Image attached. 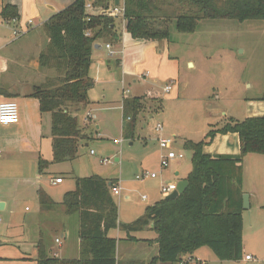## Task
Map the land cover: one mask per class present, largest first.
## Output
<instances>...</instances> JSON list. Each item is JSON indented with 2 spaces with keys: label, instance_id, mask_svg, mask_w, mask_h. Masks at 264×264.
<instances>
[{
  "label": "trees",
  "instance_id": "16d2710c",
  "mask_svg": "<svg viewBox=\"0 0 264 264\" xmlns=\"http://www.w3.org/2000/svg\"><path fill=\"white\" fill-rule=\"evenodd\" d=\"M88 1L75 0L43 26L48 41L38 55V63L49 74L32 88L30 97L38 102L41 113L51 115L52 161L39 159V173L52 163L73 162L78 158L80 144L88 141L89 135L80 127L76 112L90 105L88 91L94 81L89 68L94 46L98 42L119 43L123 20L124 32L133 40L160 45L168 42L172 23L177 33L193 34L201 21L264 22V0H121V19L98 13L108 9V4L113 6V0H91L96 13L85 8ZM0 15L4 21H18L15 6H4ZM162 108L163 100L155 93L123 98V137L134 138L143 111L150 109L153 115ZM218 133L237 134L240 155L210 156L204 153L203 142H185L184 149L191 152L192 170L186 177L188 187L184 193L175 200L162 199L146 207L128 224L118 220L111 192L113 179L75 177V188L63 195L61 205L66 215L78 216L80 259L50 257L39 242L35 263L174 264L203 247L209 248L219 261H241L242 161L249 154L264 156V116L241 122L229 120L208 136L212 139ZM37 200L41 212L54 211L56 203L41 189ZM116 230L124 233L126 240L154 243L157 256L149 262L118 260L116 239L110 236ZM144 231L155 234L154 242L134 236Z\"/></svg>",
  "mask_w": 264,
  "mask_h": 264
},
{
  "label": "rangeland",
  "instance_id": "374dc122",
  "mask_svg": "<svg viewBox=\"0 0 264 264\" xmlns=\"http://www.w3.org/2000/svg\"><path fill=\"white\" fill-rule=\"evenodd\" d=\"M46 41H48L47 37ZM105 63L109 66L107 60ZM147 72L149 74L146 78L138 80L135 85L131 83L127 85L129 92L124 95L117 71L115 83L107 86L96 85L93 88L94 95L92 94L91 99L96 101L100 97L101 102L92 104L89 116L93 122L85 131L89 139L80 144L78 159L71 163L74 166L72 167L73 175L59 171L61 173L59 177L64 180L61 187L71 185L67 191L75 188V177L97 175L123 180L125 187L133 192L129 194L121 192L119 196H114L118 214L121 211L122 217L139 209L144 211L146 207L151 206L150 200L143 202L141 196H146L145 193L149 190H156L159 178L168 175L169 178L179 181L188 176L192 170L191 152L184 149L185 142H203L204 147L223 146L216 141L218 136L225 137L232 133H218L212 139L208 133L220 129L229 120L241 122L248 115L264 114V101L256 100H264V22L201 21L193 34L177 33L175 23H172L169 26L168 42L154 52L150 61L147 60L137 68V74ZM171 81L175 83L172 84L170 91L164 92L163 88ZM149 84H153L154 90L160 94L163 108L153 115L150 109L143 111L140 114L134 138L127 140L121 131L120 102L123 96L142 95ZM84 112L83 110L76 112L80 124ZM143 124L146 125L145 128L142 127ZM158 124L163 127L162 138L174 141L171 149L183 155L182 160L170 162L169 166L163 170L160 169V157L164 152L160 151L155 141L156 136L160 134L155 131ZM85 143H88L87 147H84ZM225 146H232V144L227 141ZM238 146L239 150L236 154L216 156H239L240 141ZM90 151L95 154L91 155ZM246 156L242 161L243 177L244 172L257 176L259 198L261 202H264V157H254L252 162H248L245 160ZM0 157H4L1 147ZM145 158L148 160L144 163ZM102 159H108L110 163L103 165L100 163ZM141 171L158 173L159 177L154 180L136 181L135 176ZM176 172L179 173L177 177ZM42 182L49 183L48 177H45ZM0 187H2L1 184ZM40 187L44 188L43 185ZM61 187H54L52 192L58 195ZM127 194L129 199L125 200ZM157 195L160 194L157 192ZM61 198L57 196L59 200L55 201L59 203L62 201ZM18 200L13 210L22 214L25 208L26 215L31 219L38 210L36 193L32 195L29 188L28 195H23ZM63 210V206L59 203L56 204L53 213L40 215L42 225L39 231L48 244L53 246L52 257L60 258L64 253L66 258L80 259L77 241L63 239L61 227L67 224L70 230H75L76 224L79 223L78 216L65 215ZM6 213L7 210L0 212V225L4 223ZM134 236L153 242L156 238L150 231L140 232ZM55 238L61 241L60 247L54 243ZM242 240L244 253L264 261L263 209L254 207L243 213ZM157 253V245L146 243L137 248L134 256L138 260L146 257L152 260ZM55 254L57 256H53ZM12 263L20 264L19 261H5L0 258V264ZM199 263L245 264L219 261L207 247L195 251L192 255L182 256V261L174 264Z\"/></svg>",
  "mask_w": 264,
  "mask_h": 264
},
{
  "label": "crops",
  "instance_id": "0c3cea01",
  "mask_svg": "<svg viewBox=\"0 0 264 264\" xmlns=\"http://www.w3.org/2000/svg\"><path fill=\"white\" fill-rule=\"evenodd\" d=\"M74 1L75 0H0V12L6 5L16 7L18 10L17 25L19 27H26L27 22L32 21V25L29 27L28 31L24 35L15 38L12 34V26L8 24L7 21H4L0 15V103L14 101L19 111V121L17 124L9 126L0 124V147L3 149L4 153V157H0V184L2 186L0 187V202L4 203V209L2 211L5 212L7 210L5 221L0 225V258L5 261L14 260L16 262L19 261L20 264H36L37 244L39 242L46 248L50 257H52L51 255L53 254V246L48 244L39 229L42 225L40 223V219L42 218L40 215H49L54 211L41 212L38 204V210L30 219V216L26 215L27 210L25 208L22 214H19V211L15 212L13 210V207L19 202L18 198H22L23 195H28L29 188L31 194L34 195L36 193V196L37 191L41 189L52 201L59 204L62 201L59 203L56 202L55 200H59L57 196L58 198H63V195L69 192L67 190L71 188V185L70 187H61L64 184V180L59 177V175L61 174L60 172L73 175L74 166L71 164L73 162L52 163L43 173L38 172L39 159L49 162L52 161L51 115L49 113H41L39 111L38 102L30 97V94L32 88L40 85L49 74L42 70L38 63V55L47 43L46 36L43 34L44 32H41L43 31V26L51 17L67 8ZM87 3L91 4V0ZM110 7L111 5L108 4V8ZM94 12L96 13V11ZM98 13L100 14V11H98ZM95 45L97 47L94 48L89 68V76L94 81L93 88L96 87V85L107 86L115 83L117 71L122 86V93L124 95L125 92H129L127 85L130 83L135 85L138 80H142L148 76V72L145 74H137V68L147 60L150 61L154 52L163 44L160 45L151 41L133 40L124 32L123 22L122 35L119 43L98 42ZM107 45L110 47L109 49H107ZM105 60H107L109 66H106ZM122 81L124 83H122ZM126 82L129 83L127 84ZM174 83L175 81L169 82V84ZM93 88L88 91L90 105L83 110V112L85 111L83 114L81 113V124L78 120L80 127L84 129V131H86L93 122V119L89 116V114H91L92 104L101 102L100 97L96 99V101H93L95 99H91L93 98L92 94L94 95ZM102 91L104 92V90ZM149 93H155L157 97H160L158 91L156 92V90H154L153 84H149L148 88L142 92V95ZM123 98L126 97L123 96L122 100ZM256 100L264 101L262 99ZM119 110L122 117V101L120 102ZM260 116H264V114L258 116L248 115L246 118ZM124 125L125 121L122 117V135ZM145 126L146 125L143 124L142 127L145 128ZM161 133L155 138L156 145H158V139L162 138ZM216 141L223 146H216L215 148L213 146H206L203 149L204 153L210 156L238 153L239 138L237 134H231L225 137L218 136ZM227 141L230 142L232 146H225ZM87 146L88 143H85L84 147ZM258 156L264 157L261 155H248L245 160L252 162L254 157L258 158ZM147 160L148 158H145L144 163ZM178 175L179 173L176 172L175 176L177 177ZM45 177H48L49 183L42 182ZM158 177L159 175L157 178ZM57 178H61L62 182L52 184L53 180ZM102 178L113 179L115 184L121 188V192H127L128 194L133 192V190L125 187L124 181L120 178ZM184 180H186V178L180 179L179 181ZM179 181L169 178L168 175L159 178L156 190H149L145 193L147 200H150L151 206L163 198L159 191L161 185H165L164 183L176 184ZM36 185L37 187H35ZM40 185H43L44 188L40 187ZM58 186L61 188L57 195L52 192V189ZM242 191L243 194H248L249 196V209L259 207L264 210V202H261L259 198V187L255 174L249 175L244 172ZM157 192L160 195H157ZM128 194L125 196V200L129 199ZM246 211L242 210V215ZM142 212L144 211L139 209L130 215L122 217L120 211L118 220L120 223L128 224L137 219L138 216L140 217L143 214ZM76 225L75 230H70L67 224L61 226L62 237L70 241H74L75 239L77 245H79V224L77 223ZM13 230H15V232H13ZM110 236L116 239V257L118 260H138L134 256L135 251L140 245H145L146 242L126 240L127 236L118 230L110 232ZM56 240L59 241V244L56 243ZM54 243L58 247L61 245V241L58 238L54 239ZM63 254L61 255L62 257H60L61 259H69L64 257L65 255ZM245 255L248 254L244 253L243 242V256ZM53 256H57V254ZM142 260L149 262L151 259L146 257ZM239 262L248 264L244 262V259Z\"/></svg>",
  "mask_w": 264,
  "mask_h": 264
},
{
  "label": "built area",
  "instance_id": "2783aa9c",
  "mask_svg": "<svg viewBox=\"0 0 264 264\" xmlns=\"http://www.w3.org/2000/svg\"><path fill=\"white\" fill-rule=\"evenodd\" d=\"M85 8L87 10H92L93 6H91V4L87 3ZM123 4L120 0V4L118 6H111L108 9H103L100 10V14L102 15H107L109 17L112 18H123ZM124 22V20H123ZM8 24H10L12 26V34L15 38L20 37L22 35H24L29 27H31L32 25V21H28L27 22V26L26 27H19L17 25V20L13 19L7 22ZM107 49H109L110 47L107 45L106 46ZM112 54V53H111ZM122 83H124L122 81ZM172 84H168L163 88V91L168 93L171 89ZM125 93H128L125 92ZM19 121V111H18V106L14 101H6V102H2L0 103V124L3 126H9V125H13V124H17ZM127 121H129V118L127 119ZM163 130L162 125L158 124L155 127V131L157 133H161ZM175 142L172 141L171 139H164V138H159L158 139V146L160 151L164 152L162 153L161 157H160V169H165L169 166V163L175 160H182L183 159V155L180 153H176L174 150L171 149V145L174 144ZM115 144H118L117 142H115ZM90 154L93 155L94 152L90 151ZM101 164L103 165H108L110 162L108 159H102L100 161ZM158 173H148V172H140L139 174H137L135 176V180L142 182L145 179H155L157 178ZM62 179L61 178H57L55 180H53L52 184H58L61 183ZM176 189V184L175 183H171V184H165V185H161L160 186V194L163 197H166L168 195H170L173 191H175ZM111 192L113 196H119L121 193V188L117 185L114 184L111 186ZM147 197L146 196H141V201H146ZM56 243L59 244V241L56 240ZM244 262L246 263H257V264H264V261H261L257 258H254L250 255H245L243 256ZM203 264V263H200Z\"/></svg>",
  "mask_w": 264,
  "mask_h": 264
},
{
  "label": "water",
  "instance_id": "95a60500",
  "mask_svg": "<svg viewBox=\"0 0 264 264\" xmlns=\"http://www.w3.org/2000/svg\"><path fill=\"white\" fill-rule=\"evenodd\" d=\"M120 4V0H114V6H118ZM97 46L95 45L94 48ZM117 161V159H115ZM188 187V182L186 180L179 181L176 183V189L173 191L170 195L164 197V200L166 201H172L177 199L180 195L184 193L186 188ZM4 209V203L0 202V211ZM249 209V196L248 194L242 195V210H248Z\"/></svg>",
  "mask_w": 264,
  "mask_h": 264
}]
</instances>
